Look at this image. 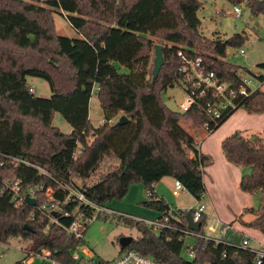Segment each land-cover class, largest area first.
<instances>
[{"label": "trees", "instance_id": "1", "mask_svg": "<svg viewBox=\"0 0 264 264\" xmlns=\"http://www.w3.org/2000/svg\"><path fill=\"white\" fill-rule=\"evenodd\" d=\"M35 1L0 0V43L6 47L0 56V162L4 163L0 189L2 180L8 178L23 180L25 185L44 184L54 191L53 202L70 216L58 213L40 217L33 206L14 208L0 190V247L11 238H21L31 242L24 260L30 254L48 252L56 264H79L73 252L84 242L90 225L83 228L79 239L66 230L83 214L85 218L92 213L68 201L63 186H74L89 200L106 206L113 199H123L132 184L142 183L152 193L153 201L146 204L161 213L160 219L172 210L154 193L165 177L180 181L198 202L206 194L204 170L212 159L200 152L195 137L182 123L209 124L210 135L233 114L215 123L205 114L204 104L180 113L162 102L161 93L180 83L179 51L203 57L224 82L238 85L239 72L254 73L226 59L228 48L244 45L243 34L225 41L203 42L198 17L202 3L198 0H44L48 7L66 14L77 38L57 34L52 12ZM228 1L233 5L247 1L254 16L264 14V0ZM154 39L168 44L163 48L165 64L155 83ZM8 46L33 52L37 61L34 65L18 64L7 53ZM258 68L264 71V63ZM29 78L47 81L52 96L36 97L30 91ZM258 79L264 84V74ZM96 87L104 112L99 127L89 119ZM241 109L264 115V91L258 89L246 98ZM56 113L71 126L70 134L53 126ZM122 114L129 120L117 126L115 120ZM221 149L230 164L253 169L242 177L240 189L247 194L260 192L261 204L258 210H250L254 216L245 225L260 230L264 237V132L251 137L236 132L223 140ZM108 157L119 162L114 170L102 174L91 186L75 184L73 177L87 182ZM9 160L24 163L15 166ZM45 201L44 194H39L38 206ZM187 214L179 210L170 227L159 234L136 221L134 226L141 236L133 238L127 248L121 247L120 252L134 250L160 264H248L255 259L249 248L242 247L247 236L234 228L219 241L206 239V218L194 236L195 258L184 259L182 250L190 233ZM26 225L34 232L25 231ZM96 264L110 263L100 260Z\"/></svg>", "mask_w": 264, "mask_h": 264}, {"label": "rangeland", "instance_id": "2", "mask_svg": "<svg viewBox=\"0 0 264 264\" xmlns=\"http://www.w3.org/2000/svg\"><path fill=\"white\" fill-rule=\"evenodd\" d=\"M198 1L202 3V8L198 12V17L202 22L199 32L203 42H209L211 40L225 41L235 34H243L246 36V42L244 45L238 48H228L226 59L230 64L256 74V72L259 71L257 67L258 64L264 62V14L254 16L247 6V1H242V3L234 5L228 0ZM44 2V0H37L35 1V4L52 12L51 15L55 23L56 33L68 38L79 37L77 32L67 22L66 14L60 13L57 9L48 7ZM235 7H239L242 10L240 18L234 16ZM154 43L155 45H161L163 47L168 46L165 41L160 39H154ZM240 49L245 50L246 55L235 58L233 53ZM0 51V56L5 53L6 47L4 44L0 43ZM7 53H11L18 64L34 65L37 61H35L34 53L31 51H20L12 46H8ZM154 56L155 51L152 55V62ZM45 63H47V60H45ZM4 66H8L7 63H4ZM167 70L168 69H165V72H167ZM28 85H30L29 88L34 89L36 97L50 98L52 96L49 83L43 79L29 78ZM161 99L170 109L178 111V106L175 103V100L177 103L181 102L183 100V95L180 92V88L175 86L174 88L170 87L166 91H163L161 93ZM243 111L245 110H238L231 116V118L233 119L241 116ZM91 113L92 124L95 127H99L101 122L104 121V112L100 107L97 94H93L91 99ZM233 122L235 121H232V123ZM182 124L188 132L196 137V142L199 147L200 141L203 138L202 133L205 131L200 129L198 125L192 124L190 121L183 122ZM53 126L58 128L64 134H70L72 132L71 126L62 115L58 113L53 117ZM244 126L246 127V135L251 132L257 133V128L255 126ZM205 133L208 134L207 132ZM209 144L210 148L214 150L215 143L211 140ZM78 154L79 156L82 154V147H79ZM118 165L119 162L115 158L108 157L87 182L83 183V181L77 177H73V181L79 187L83 186V184L91 186L99 181L102 174L114 170ZM224 184L227 191L231 190L229 179H226ZM208 185L210 196H215L217 199L220 197L227 198L228 203L223 204V207L214 208L211 207L209 200L206 197L198 202L187 191L180 192V194L175 197L167 190V192H169L171 203H174L171 205L182 206L187 210L192 207H198L201 203L204 204L206 206L205 215L207 216L206 223L203 227L205 236L211 238L223 237L220 225L214 222L215 219H219L222 225H233V228L236 229L237 232L241 229L243 234L251 239L252 246L259 248V244L264 245L262 232L257 229H250L245 225L253 219L254 215L250 210L256 211L259 209L261 204V193L256 192L253 194H247L246 199L240 206V203L234 198L233 194L223 193L219 187L213 186L210 181ZM146 193L147 191L142 183H134L131 185L127 195L123 199H113L106 204L108 209L114 211L116 214L126 216L127 218L125 219L128 220L126 221L124 218L113 216L111 217V220L108 221V216L102 214L95 222H93L85 234L84 242L77 251L82 264H96L100 260L114 264L115 260L121 253L120 240L124 237L138 238L141 236L140 232L134 226L137 219L142 220L143 222H154L159 220L160 212L152 209L146 204L153 201ZM245 204L248 207L246 211L242 210L243 205ZM240 211H242L241 215L239 214ZM30 245L31 242L29 240L24 241L21 238H11L8 244L0 247V264H16L23 261L26 257L27 248ZM194 245L195 237L192 235L186 236L182 250V257L184 259H189L188 249ZM84 250L90 252L92 256L85 254L83 252ZM35 260L37 264H43V257L37 256L35 257ZM46 264L52 263L49 261Z\"/></svg>", "mask_w": 264, "mask_h": 264}, {"label": "built area", "instance_id": "3", "mask_svg": "<svg viewBox=\"0 0 264 264\" xmlns=\"http://www.w3.org/2000/svg\"><path fill=\"white\" fill-rule=\"evenodd\" d=\"M242 15V10L239 7L234 8V16L240 18ZM246 55L245 50L240 49L233 53L235 58L243 57ZM178 57L181 60V66L178 72L181 76L180 83H176L175 86L180 88V92L183 95V100L175 103L178 106V112L186 113L193 106L204 104L205 114L212 120V122L218 123L226 118H229L232 114L237 112L242 108L243 102L246 98L251 96L255 91L261 89L263 84L259 82L258 77L260 75H250L244 72H239L240 82L238 85L232 84L230 82H224L219 78V76L213 70H210L205 64L204 58L201 56H196L193 53L185 52L180 50ZM257 83V85H256ZM34 93V89L30 90ZM205 132L209 133L211 128L209 124L199 126ZM196 139V137H195ZM15 166L23 164V160H9ZM4 165L0 162V168ZM67 190V200L78 203L79 208L83 207L90 211L92 214L84 218V214L81 219L75 220L72 226L66 231L69 234L75 235L78 239L82 238V230L85 226L91 225L95 222L102 214L108 216V221L111 217H121L127 218L124 215L116 214L111 211L106 206H101L93 201L89 200L86 195L74 186H63ZM1 194L9 197L14 208H21L24 205L33 206L35 211L41 216L51 217V214H61L66 217L70 216L69 213H62V210L53 202L54 191L52 189H46L44 184L39 185H25L23 180H17L15 178H8L2 180L1 184ZM185 191L183 184L180 181H175L174 188L172 191L173 196H178L180 192ZM39 194H44L47 201L44 204L38 206V196ZM150 198L152 193L149 191L146 193ZM27 197L36 200V205H30L27 203ZM206 206L204 204H199L198 207H192L190 209L182 210L186 213H191L195 222H202L205 215ZM78 211V210H77ZM178 209H172L168 212L165 218L154 221V222H144L148 227H150L153 232L159 234L163 229L170 227V220L177 218ZM32 220L36 219V214L31 216ZM58 224L57 220H53ZM136 221H141L137 219ZM214 222L220 225L221 233L223 237L231 230L233 226L222 225L219 219H215ZM202 224V223H201ZM190 231V230H189ZM189 235L195 236L197 233L190 231ZM222 237V238H223ZM206 239L221 240L222 238H211L205 236ZM260 247L256 248L251 245L249 239H244L242 242L243 248H249L254 254L255 259L248 264H264V245L259 244ZM79 247L73 252V258L82 264L81 259L77 253ZM189 259L193 260L195 258L194 246L189 247ZM88 255L86 250L83 251ZM50 253H44L40 255L43 260L50 261L52 264H56L49 258ZM37 256L30 254L28 260H23L21 264H27V262ZM114 264H160L151 257H147L140 252L134 250H126L120 253L119 257L115 260Z\"/></svg>", "mask_w": 264, "mask_h": 264}, {"label": "crops", "instance_id": "4", "mask_svg": "<svg viewBox=\"0 0 264 264\" xmlns=\"http://www.w3.org/2000/svg\"><path fill=\"white\" fill-rule=\"evenodd\" d=\"M263 63H259L258 66L260 64H263ZM122 71L124 73H128V71L126 69H122ZM263 74H264V71L261 69H259V71L256 72V75H263ZM97 90H98V87L95 88L94 94H96ZM261 90L264 91V84H263ZM97 98H98V96H97ZM91 99H92V97H91ZM98 101H99L100 107L102 108L99 98H98ZM91 114L92 113H91V100H90L89 119H90L91 124H92ZM122 116H124V115L123 114L120 115L115 121L118 122L117 120H119ZM230 118H229V120H227V122H225L219 128L218 131L210 134L211 136L206 134L205 132H203L202 133L203 138L199 144L200 152L203 155L208 156L212 159L211 163L204 170L205 171L204 182H205V186H206V194H205L204 198L206 197L209 200V204L211 205V207H214V208L223 207L224 206L223 204H227L228 202H227V198L220 197L219 199H217V198H215V196L212 197L209 195V189H208L209 188V185H208L209 181L213 186L219 187L221 189V191H223V193L233 194L234 198L237 199V201L240 203V206H241L242 202H244V200L246 199V196H247V193L242 192L240 189L241 179H242V177H244L246 175H250L253 171L252 168L236 167V166L230 164L229 162H227V160H226V158L222 152V149H221V145H222L223 140L226 139L227 137L233 135L236 132H241L242 134L246 135L245 134L246 127L244 125L255 126L257 128V133H253V132L248 133V135H246L247 137H251L252 135H255V134H262L264 132V115H251L248 112L243 111L241 116H238L237 118H233V119L232 118L230 119ZM232 121H235V122L232 123ZM103 122L104 121H102L101 124ZM211 140L215 143V149L214 150H212L209 146L210 145L209 143L211 142ZM216 141H217V144H216ZM226 179H229V181L231 183V185H230L231 190H228V191L225 189L226 187L224 184ZM175 181L176 180L171 178V177H165L164 179H162L160 181V183L157 184L155 187V191H154L155 196H157V198H159V199L164 200L172 209L185 210V208L182 206L171 205L174 203L173 202L171 203V201H170L169 192L172 193V191H173L172 188H174L173 184H175ZM222 188H223V190H222ZM167 190L169 192H167ZM173 206H175V207H173ZM247 208L248 207L245 204V205H243L242 210L246 211ZM241 213H242V211L239 212L240 215H241ZM160 216H161V213H160ZM238 232L243 233V231L241 229H239ZM86 252L89 255H91L90 252H88V251H86ZM38 257H40V256H38ZM42 261H43V264H46L49 262V261H45V260H42ZM27 264H37L35 257L31 258L27 262Z\"/></svg>", "mask_w": 264, "mask_h": 264}, {"label": "water", "instance_id": "5", "mask_svg": "<svg viewBox=\"0 0 264 264\" xmlns=\"http://www.w3.org/2000/svg\"><path fill=\"white\" fill-rule=\"evenodd\" d=\"M220 41V40H218ZM163 46L161 45H156L155 46V56H154V60H153V83H155V81L157 80L161 69L163 68L164 64H165V60H164V55H163ZM129 119L126 116H122L118 122L116 123L117 126L119 125H123L124 123H126ZM27 203L30 205H36V200L30 197H27ZM187 223H188V228L190 231L198 233L201 230L202 224L201 222H195L193 219V216L191 213L187 214ZM25 231L28 232H34L33 229L29 226L26 225L24 227ZM133 241L132 237H124L120 240V246L122 248H127L131 242Z\"/></svg>", "mask_w": 264, "mask_h": 264}]
</instances>
